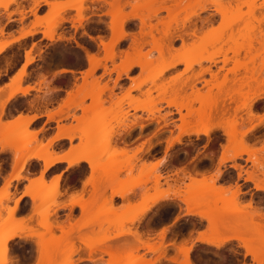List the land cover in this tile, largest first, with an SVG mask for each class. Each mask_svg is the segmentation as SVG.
I'll return each mask as SVG.
<instances>
[{"label": "rangeland", "instance_id": "obj_1", "mask_svg": "<svg viewBox=\"0 0 264 264\" xmlns=\"http://www.w3.org/2000/svg\"><path fill=\"white\" fill-rule=\"evenodd\" d=\"M16 1L17 0H0V8L7 10L8 6ZM32 1L34 21H32L31 25L32 30L37 35L30 42L36 54L43 53L44 49H51L53 53H57V58H60L62 61H71L78 68H83L86 63L85 58H88L83 47L90 55L96 54L98 57H103L105 51L103 45L100 43V39L104 42H108L111 38L112 33L109 24L112 17L107 14V10L109 9L108 2L112 0H82L80 3L78 0ZM123 1L125 0H121V2ZM128 1L132 6L130 4L123 6L121 9L122 14L139 13L144 16L146 23H150L152 26L155 25L157 29H150L148 26L140 29V19L139 21L136 18L130 19V21L128 20L125 28L126 32L134 33V36L138 40L144 39L148 42L138 51L130 48L131 44H133L132 39L120 40L118 42L119 44H117L114 49L116 53L115 59L113 61L102 59L101 65L96 67V70H94L92 74L86 76L85 81H83L84 77L80 80L75 79L73 87L69 91L70 93L68 92L69 94L64 98L67 100L62 105V107L65 108L62 113L74 119V124L68 126L69 133L77 132V130L85 132V147L87 148L89 146L87 154L93 158L96 167L95 174L90 170L89 178L91 177V179L87 180V184L84 183V191L86 187H89V189L87 198L81 196L83 202V217L81 222L73 226H66L62 223L53 224L51 222L48 200L52 195L47 198L43 195L48 191H52L55 187L58 191V179L56 178L54 184L50 188H46L44 178L38 177L34 180L35 182L33 181L34 183H32V187L30 188V190H32L30 193L42 194V197L38 199L39 201H34L33 213L37 216L38 228H28L21 220L13 223V210H10L15 207L10 208L3 203L4 199L9 196L10 185H4L0 193V233H13L17 229L27 228L29 231L26 232L25 235H31V230H38L36 231L38 244L35 243V245L38 260L41 264H60V262L65 259H74V254L81 245L88 250L90 258L99 261L95 264H107L109 260L114 264H125L127 261L132 263L135 262V264H145L146 261H142L147 259L148 261L153 259V262L155 261L154 259L159 261V258L162 262V260L166 258L169 259V257L182 260L183 256L181 253L168 247V245L171 246V243L175 241L167 239L166 229L163 239L168 247V251L165 250L166 253H161L159 250L152 252L150 250L145 251L144 249H138L136 251L130 245L128 247V242H133L135 244H139L140 242L135 240V236L133 237L132 234L130 235V233L126 232L129 229L132 231L137 229L142 235L141 240L157 244L160 240V234L155 231L160 226L163 227L167 224L172 218L176 221V217L179 216L181 219L176 221L175 224L177 226L185 227L186 229L190 228L191 230L202 229L201 234L203 238H213L215 241L225 236L233 235L234 231H232V229L234 230V228L239 229V231L241 229V236H245L248 240L243 242L237 239L229 240L227 247L229 248L228 254L230 257L235 258L242 255L245 259L246 257L243 255L245 249L242 248L241 245L244 243L248 244L249 248L251 247L253 251H256V245L259 243L260 239L264 237V223H262V221H264V216L261 215V204L264 203V190L255 188V185L258 184L264 186V155H262L259 150H249L247 151L248 154L246 152L244 153L242 160L238 157L235 158L237 161L236 168L232 170L239 174V170L243 169L246 174L243 190L239 194H236L237 192L235 193L234 191L233 193L226 192L222 187H218L217 189V187H213L210 183L203 185L194 181L195 183L192 182L193 184L191 185L190 181L194 176L189 173L179 176L176 172L173 177L169 175V173L164 174L160 167L156 168L155 171L150 170L153 162H147L146 159H154L156 155H159L160 152L150 157V152L154 151L156 143L159 144V147H157L158 150L163 149L164 155L162 160L172 166L173 164L184 161L190 149L197 150L196 146L199 140L203 138V134L197 136L183 134L180 137V142L172 143L170 146L167 145V140L171 138V136L174 137L179 133V125L185 128L201 127L203 129H207L213 125H222L213 131L212 143L219 147L220 145L218 142H222L231 153L233 150L240 148L236 141H234V138V140L231 138V143L228 141L226 134H223L222 128L228 125L225 128L226 131L228 127L230 130L229 132L232 130L235 131L237 123L235 124L233 120L240 122L246 120L245 118L247 117V112H245V110H242V112H240L241 110H235L236 106H240L243 100L245 101L248 97H251L254 90L260 89L264 94V30L261 29V22L264 21V11H262L260 7L264 4V0H243V3L237 0H181L179 4H176L173 0H164L162 5L170 6L171 11L167 12L165 9H161L156 15L151 14L148 8H157L160 5V1H150L148 8H140L144 3L143 0ZM49 2L51 3L50 8L42 14L44 10L39 8L40 4ZM219 2L222 3L224 7L226 6L225 10H228L227 12L224 11V18L228 19L230 21L229 23H231L228 27L222 25L221 20L223 16L215 11V4ZM65 3H68V5L77 4V6L62 8V6H65ZM200 4L208 5V9L198 11L197 7ZM236 7H239V10L238 8L236 9ZM65 9L70 10L69 12H64ZM196 9L198 14L194 15L193 13ZM10 14L11 12H9L8 15ZM78 14H80L82 20L79 19ZM53 15L57 17L48 20V18ZM68 19L71 21V27L66 29L61 23ZM214 20L215 25L212 23ZM182 22H184V24ZM167 23L170 24L169 32L175 37L173 38L172 49L169 50V53L166 49H163V55H161L158 50L153 48L154 43L151 39L152 37H150L149 34L142 35L141 33L142 31L148 32L150 29L154 38H160L162 36V30ZM54 24H56L55 29L53 28ZM234 24L238 25V27L234 28ZM129 25H131V27H128ZM193 28L197 31L196 37L190 33ZM65 29L67 32H64ZM140 30H142L141 33ZM207 32H211L212 37L216 38L218 42L212 45L210 44V47L207 45L208 49L206 48V52L220 51L222 55H225V57H228L230 60L223 64L221 61L223 56L219 54L215 57V63L202 61L200 64H193L190 69L181 73L177 78V74L182 72L186 66L184 62L178 63L174 67L166 70L161 77L154 82L151 81L152 77L158 69L161 68L165 60L175 57V55L178 57L182 54L185 56L190 55V51H188L186 47L184 48L183 45L197 41L199 36H205ZM86 33L87 35H85ZM175 33L183 38L182 40L180 39L179 44H177L175 40L177 38ZM49 34L52 37H50ZM67 37L71 40H68ZM55 39H58V41H55ZM49 40L52 42L48 43ZM183 41L186 44H183ZM76 45H79L78 49L75 48ZM121 45H123V47H121ZM74 51H83V58L74 57L69 60L65 57V52ZM125 52H128L129 60L139 61L145 64L144 66L148 71L141 70L142 68L138 65H133L128 73L129 78L123 79L124 75H122V77L117 80L116 86H114L112 90V99L110 98L111 96L108 90H104L100 97H98V88L102 87L105 83L109 87L114 84L117 75L116 72L111 69L116 65L121 66L126 61ZM48 58H50V56H48ZM234 62H237V64ZM238 62L242 65L244 64L245 67L238 65ZM88 63L90 69L92 67V62H89V59ZM103 64L106 65V68L103 67ZM207 66L210 67L212 72L218 73L216 78L218 82L222 80V74L226 72V68H235V75L227 73L229 77L227 81L229 82H225L231 85L229 84L230 87L228 88L226 83L225 87L231 90L232 84L237 80L232 86V90H235L234 86L236 90L238 87L239 94L237 91L231 90V96L238 99L237 101L229 103V100H226L229 106L226 103L224 107L221 105L222 102H217L216 100H220L219 98L223 99V94L217 87H212L210 90L211 93L207 91L205 80H211V76L207 72L203 74L202 80L197 81L194 87L191 86V79L194 75L201 67ZM131 77L134 78V81H131ZM41 79H43V77H41ZM244 79H246V81ZM243 81L247 82V85L243 83L244 85L242 86L241 83ZM133 82H142L140 87L142 91L146 88L152 89L151 98H147L141 91L136 89L131 90L130 94H127L126 88L134 84ZM82 84L83 87L81 86ZM15 85L16 81L13 78L8 93ZM222 85L224 86V83H222ZM239 85L241 88H239ZM223 86L221 87L222 89ZM192 91L194 94H192ZM233 92L237 93L233 94ZM197 94L199 98H196ZM129 96L134 97L129 99ZM168 99L180 101L185 104L186 108L184 107L178 112L174 107L167 106L166 100ZM197 99L200 100L198 101ZM98 100L103 101V105L100 107L94 106ZM210 101L214 102V104L217 102L218 105L214 107L219 108L220 106V108H215L217 111L215 109L212 111V103L210 104ZM131 102L136 103L138 106L153 105L155 107L154 109L159 108V110L153 111V109L152 112H146V110L141 108L132 110L130 108ZM65 103H69V106L67 107ZM85 106H89L90 109L85 108ZM82 107H84L85 110H82ZM225 107L228 108L226 109ZM72 108H74V111L71 114L70 110ZM223 108L226 109L227 112H224ZM221 109L225 113L223 114L226 121L225 119L218 120L219 116L222 115ZM77 111H81L82 114L77 115ZM126 111H128L127 114H125ZM181 115L184 117L183 120H181ZM74 116H76L77 119L76 117L74 118ZM212 117L217 119L213 120L214 118ZM231 121H233L234 124ZM247 122L248 121H246V123ZM138 123H143L144 125L146 123L145 126L143 125L144 127L141 126L143 128L138 132L139 135H142L146 131V134L139 138L143 139L141 147L145 149L149 148L146 158L139 157L135 150H132L128 145H124L125 143L121 142L122 140L128 141V139L135 134L134 128L138 127ZM249 123L252 124L251 121L248 122V124ZM232 124L235 127L232 126ZM9 127H12V129L8 130ZM25 130H27L26 133ZM130 133L131 135L127 137ZM105 139H109L111 143L110 146H103L102 149H100L101 152H98V149L95 147L97 142ZM260 139H264V131L257 127L254 130L253 140ZM0 142L11 144L15 150L22 147L24 148L19 152L18 165L14 169V173L16 174L18 173L20 157L23 153L27 151H41L43 155L47 153V145L43 143L44 146L42 147L41 142L43 141L41 139L38 140L36 135H31L28 124H25L23 121L14 122L13 125L7 127V131L5 132L0 130ZM32 143L36 144V150H28V147ZM163 144L164 147H161ZM176 144H179V146H176ZM194 166H196L194 167L196 171L200 169L204 172L206 170L205 168H201L199 163ZM21 172H19V174ZM157 174L161 175L159 179L156 178ZM201 174L202 173H200V175ZM188 175L193 178H189ZM248 175L252 177L250 176V179H247ZM185 179H187V184H185ZM41 180H43V183ZM249 184L250 187L248 186ZM129 185H131V187L134 186L133 189H140L138 200H126V203L122 207L116 206L114 204V197L117 196V193H119L118 195L124 193L122 195L127 197L128 192L126 191L129 189ZM182 189L184 192L183 196L180 195ZM222 189L225 190L223 191L224 193L219 191ZM108 190L110 194L105 195ZM166 195H172L174 198L179 197V200L187 201L185 203L186 209L184 215H182L181 212L179 214L175 213V204L170 201L165 202L161 199L162 197L160 196L164 197ZM156 197L160 198H158L151 207V209L155 207L152 213L149 214L150 209L145 212L142 216L143 218L137 222L128 220L140 214L142 209L146 206L152 205V201ZM17 205V202L14 203V206ZM235 206H238L239 210L236 211V215H233L231 211H234L233 208ZM2 209H7V215L5 217H2ZM220 210H230L231 213L225 211L228 216H220V219L217 218L216 220L212 217L208 218L209 214L215 215L221 213ZM197 212L202 214V217L199 215L201 220H206L207 225L205 227L203 221L192 218V215H198ZM140 221L142 222L140 223ZM182 221L185 223L183 226L178 224ZM209 225L210 230L213 232H209ZM175 229H177L176 226L174 227V230ZM145 231H149V238L146 235L148 233ZM118 232H124V234L118 236L117 238H121L117 239L113 244L111 243V245L114 247L118 246V248L108 245H106L105 251L102 250L103 246L99 247L101 248L100 250L97 248L104 239ZM76 242L80 245L77 246ZM120 242L123 244L125 242L127 243H125L124 247ZM25 244H28V252H31V243L27 241L18 240L15 247L19 251H23ZM186 246H191L189 254L191 259L202 261L209 257L222 258L220 255L221 250L217 249L214 244L205 245L200 243L197 244L196 242H186ZM122 247H128L126 248L127 251ZM116 249L117 251L119 249L120 252H117ZM108 250L113 254H107ZM157 255H160V257L165 255L166 258H160Z\"/></svg>", "mask_w": 264, "mask_h": 264}, {"label": "crops", "instance_id": "obj_2", "mask_svg": "<svg viewBox=\"0 0 264 264\" xmlns=\"http://www.w3.org/2000/svg\"><path fill=\"white\" fill-rule=\"evenodd\" d=\"M50 2L40 4L39 8H42L44 10L42 14H44L50 8V4H51ZM32 7H33L32 0H17L15 3H11L8 6L7 10H5L4 8H0V47L4 46L6 43L10 41H13V39L15 38H18L17 40L12 42L9 46H6L2 50H0V92H1L0 96L6 97L12 79L13 78L16 79L17 78L16 76L19 74V71L21 70L24 71V74H22L21 79L18 82L19 83L18 86L21 88H28V92L25 95L23 94L21 95V93H17V96L14 99H11L7 105L4 104L3 108L0 107V130L2 132H5L7 131V127L13 125L14 122H18L19 120H20L19 122H22L23 120H26L28 121L27 124L29 126L30 134L33 136L36 135L38 140L41 139L43 143L47 145V140L52 139V137L55 136L57 133L61 134L63 132H66L70 134L68 131L69 130L68 126L70 124H74V119L73 117L72 118L70 116L67 117L62 113V111L65 110V108L62 107V105L67 100L64 98L66 97V95H68V92L72 89L74 80L75 79L80 80L82 77H84V73L90 70L88 63L89 58H85L86 63L83 68H78L71 61H65V60L62 61L60 58H57L58 57V56L56 57L57 53H53V50L51 49L48 50L44 49L43 53L36 54L30 42L37 35L32 30V25H31L32 21H34L33 20L34 10H32ZM69 10L70 9H65L64 12H69ZM9 12H11L10 15H8ZM136 19H138L139 21V18ZM61 24H63V26H65L66 29L71 27L70 19H68L65 22H62ZM66 29L64 30V32H67ZM30 31H33L32 35L28 33ZM25 33L26 35L22 36ZM68 38L69 37H67V39ZM55 41H58V39H55ZM49 42L52 41L49 40L48 43ZM48 56H50V58H48ZM65 64L69 65L67 70L61 67L62 65ZM41 77H43V79H41ZM16 85H17V81H16ZM16 85L14 88L18 87ZM4 100L7 99H0V101H4ZM65 105L68 107L69 103H65ZM73 111L74 108L70 110V113L72 114ZM80 114H82V112L77 111V115ZM63 127H66V129L68 127L67 129L68 132ZM143 127H140L138 125V127L134 128L135 134H133V136L130 137L128 141H124V142L121 141V142L125 143V145H128L132 150H135L138 153L139 157L146 158L147 151H149V148L145 149L144 147L143 148L141 147L143 139L138 138L137 140L131 142V140L134 137L139 135L138 132ZM9 129H12V127H9L8 130ZM129 135H131V133L128 134L127 137H129ZM58 143L61 145L67 143L69 146H71L72 142L70 139H67V137H61ZM176 146H179V144H176ZM157 147H159L158 143L155 144L154 151L150 152V157L160 152L159 155H156L154 159H148V160L146 159L147 162L150 161L153 162V164L159 162L158 167H160L161 171L164 174L169 173V175H172L173 177L175 176L176 172L178 173L179 176L188 173L190 175L192 174L184 170L185 169L184 161L179 162L178 164H173V166L168 165L167 163L160 164V161L162 160L164 154H163V149L158 150ZM161 147H164V144L161 145ZM28 150H36V144L32 143L28 147ZM47 154L48 153H46L45 156H47ZM32 157H36V156H32ZM17 165H18V159L15 157L14 153L5 154L4 158L0 159V172H3V175L0 176V179H4L8 182V180L11 178L9 183L10 185L9 196L8 198H5L3 202L5 206L10 208L14 206L16 199H18L17 193H19L20 196H23L24 187H27L29 190L32 187V183L35 182L34 180H36L39 177L38 175L39 172L42 170V165L38 160L29 158L23 171L20 173L21 177L16 180L12 178L13 175L16 174L14 173L15 171L14 169L17 167ZM194 167L196 166L193 165V168ZM58 169L61 172L63 171V169H60V165L58 163L52 164L49 167L48 171L45 173V176L43 178L46 188H50L54 184L58 176V171H57ZM193 171L197 172L195 168L193 169ZM199 172L201 171L199 170ZM89 173L90 170L87 175L80 173L73 177H68L67 175L60 176V178L58 179V191L56 190L57 192L55 191L54 192L55 194L53 193L48 200V204L50 207L49 212L51 213L50 220L53 224L62 223L65 224L66 226L69 225L73 226L81 222L83 217V202L81 196L83 198H87L88 196L89 187H86L84 191V183L89 179ZM30 177L31 179H29ZM25 180H28L27 185H25L24 183ZM3 186H4L3 184H0V193ZM130 191L132 192H129L127 197L120 195L115 196L114 204L118 207H122L126 203V200H130V201L138 200L140 189L132 188V190ZM109 194L110 193L108 190L105 193V195H109ZM170 202H173V204H175L176 214L177 213L179 214L180 212L182 215L185 214V209H186L185 203L183 205V209H181V202H182L181 200L174 198L173 196V200ZM33 203L34 201L32 200L30 194L27 197H25L23 200H21L20 203H18V205L15 206V208H13V213H12L13 223L21 220L28 228H33V229L38 228L37 216L34 215L33 213L34 212ZM154 210L155 207H153L150 210L149 214L152 213ZM1 212H2V217H5L7 215V209H2ZM25 217H31V219L26 221ZM192 218L201 220V218L198 215H192ZM174 221H175L174 218H172L167 224H165L163 227L160 226L155 232L160 233L161 229L162 230L166 229L167 239L174 240L176 244L174 242L173 244L177 246L181 244V242L182 243L196 242L197 244L200 243L205 245H211L207 242H202L201 240H199L201 238L200 236H202L201 234L202 229H195V230H191L190 228L186 229L185 227L177 226L175 224L176 222L173 223ZM201 221H203L204 223L203 225L205 227L207 225L206 220H201ZM141 222L142 221H140V223ZM178 224L183 226L185 223L182 221L181 223ZM175 226L177 227V229L174 230ZM145 232L148 233L147 231ZM146 235L149 236V233ZM110 237H113V235ZM119 238H111V239L117 240ZM18 240L21 239L17 237L14 240L9 241V243L12 244V249H10L12 255L9 256V259L15 257L16 252L19 251L15 247V244L18 242ZM116 240H110L109 242L106 243L108 244L114 243ZM76 245L78 246L80 244L76 242ZM170 248L175 250V246H173L172 244ZM27 255L29 259L38 260V254H37L35 242L31 243V252H28ZM88 258H89L88 250H86L81 245V247L74 254V260L76 261V264H82V262H84V264H95L99 262L98 260L89 261ZM189 258L192 264H214V262L219 259L217 257L216 258L209 257L200 261V260L191 259L190 255ZM243 260L244 257L242 255L238 257V264H240V261ZM161 263L181 264L180 259L175 261V263L174 261H171L169 259H164L162 260Z\"/></svg>", "mask_w": 264, "mask_h": 264}, {"label": "bare ground", "instance_id": "obj_3", "mask_svg": "<svg viewBox=\"0 0 264 264\" xmlns=\"http://www.w3.org/2000/svg\"><path fill=\"white\" fill-rule=\"evenodd\" d=\"M82 0H78V2L80 3ZM144 1V3L140 6V8H148V6H149V3H150V1H152V0H143ZM153 1H160V5L157 7V8H153V9H149L148 8V10L150 11V13L151 14H154V15H156L157 14V12L158 11H160L161 9H165L167 12H170L171 11V7L170 6H164V5H162L163 4V2H164V0H153ZM176 4H179L180 2H181V0H173ZM237 1H240L241 3H243V0H237ZM77 3V2H76ZM78 4V3H77ZM77 4H74V5H68V4H65V6H62V8H64V7H76L77 6ZM108 4H109V9L107 10V14H109V15H111V17H112V19H111V21H110V24H109V27H110V29H111V38H110V40L108 41V42H104L102 39H100V43L103 45V48H104V51H105V53H104V55H103V57H98L96 54L95 55H91L92 56V59L91 60H89V62H92V67L90 68V70H88V71H86L85 73H84V79H83V81H85L86 80V76H88V75H90V74H92L93 72H94V70H96V67H98V66H100L101 64V60L103 59V60H110V61H113L114 59H115V57H116V53H115V51H114V49H115V46H117V44H119L118 42L120 41V40H122V39H120L122 36H124L127 32H126V30H125V28H126V23H127V21L128 20H130V19H135V18H139L140 19V24H141V28L140 29H142L143 27H145V26H148V28H150V29H152V28H155V29H157L156 28V26L154 25V26H152L150 23L148 24V23H146V21H145V18H144V16L143 15H140L139 13H130V14H122L121 13V9H122V7L123 6H125V5H127V4H130V2L128 1V0H125V1H123V2H121V0H112V1H110V2H108ZM131 5V4H130ZM217 5H219V7H217ZM132 6V5H131ZM228 7V6H227ZM198 11H204V10H206V9H208V5H199L198 7ZM238 8V10H239V7H236V9ZM252 8V7H251ZM61 9V8H60ZM226 9V6L224 7V5L222 4V3H217V4H215V11H217V13H219V14H221L222 16H223V18H222V21H223V23H222V25L224 26V27H228L231 23H229L230 21L228 20V19H226V18H224V15H225V12L224 11H228V10H225ZM117 10V11H116ZM198 11H197V9L194 11V15H197L198 14ZM80 13V12H79ZM78 16H79V19L80 20H82V17L80 16V14H78ZM148 16V15H147ZM57 16L56 15H53V16H50L49 18H48V20H52V19H54V18H56ZM208 19V18H207ZM79 20V21H80ZM206 20V19H205ZM63 21V20H62ZM206 21H208V20H206ZM164 22V21H163ZM209 22V21H208ZM160 23V22H159ZM165 23V22H164ZM183 24H184V22H182ZM148 24V25H147ZM162 24V23H161ZM56 24H54L53 25V28L55 29L56 28V26H55ZM58 25V24H57ZM177 25V24H176ZM82 26V25H81ZM123 26V27H122ZM169 26H170V24L169 23H167V24H165V27L163 28V30H162V36L159 38H154L153 37V35L151 34V31H150V29H149V31L148 32H144V31H142V30H140V33H141V31H142V35H148L149 34V36L150 37H152L151 39H152V41H153V43H154V46H153V48H155L156 50H158V52L161 54V55H163L162 53V51H163V49H166L167 50V52L169 53V50L170 49H172V41H173V38L175 37V36H173L172 35V33H170L169 32ZM52 27V26H51ZM197 31L196 30H194V28H193V30L190 32L191 33V35H193V36H195L196 37V35H194V33H196ZM30 35H32L33 34V31H30V32H28ZM180 34V33H179ZM26 35V33L25 34H23L22 36H25ZM175 35H176V33H175ZM21 36V37H22ZM49 36L50 37H52L50 34H49ZM61 36V35H60ZM177 37H179L181 40L183 39L180 35H176ZM18 38H15V39H13V41H10V42H8V43H6L4 46H2L1 48H0V50H2L4 47H6V46H9L12 42H14L15 40H17ZM132 43L133 44H131V47L130 48H132V49H134V50H141V48L144 46V44L145 43H147L148 41H146V40H144V39H142V40H138L134 35L132 36ZM156 39H158V40H156ZM215 42H218V40L216 39V38H214V37H212V34H211V32L209 33V32H207V34L205 35V36H199L198 37V40L197 41H195V42H192V43H190V44H187V45H183L185 42L183 41V46H184V48L186 47L187 48V50L188 51H190L189 52V54L190 55H187V56H185V55H180V57H178V56H176L175 55V57H171V58H169V59H167V60H165L164 61V63H163V65L161 66V68H159L158 69V71L154 74V76L152 77V79H151V81L152 82H154L156 79H158L159 77H161V75L166 71V70H168V69H170V68H172V67H174L176 64H178V63H182V62H184L185 64H186V66L184 67V69H183V71L182 72H180L179 74H177V78L181 75V73H183L184 71H186V70H188V69H190L191 67H192V65L193 64H200L202 61H209V62H211V63H215V57L216 56H218L219 54H221L220 53V51H209V52H206L207 51V45L209 46L210 44L212 45V44H214ZM186 44V43H185ZM210 45V46H211ZM209 46V47H210ZM81 47V46H80ZM82 48V47H81ZM207 48V49H206ZM83 49H84V51H86V53H87V55H88V57H89V55L90 54H88V52H87V50L83 47ZM205 52V53H204ZM128 52H125V59H126V61L120 66V65H116V66H114L113 67V69H111L112 71H115L116 72V79H115V81H114V84L112 85V86H108L106 83L102 86V87H100V88H98L99 89V91L97 92V93H99L98 94V97H100V95H101V93H103V91L104 90H108L109 91V95L111 96L112 94H113V88H114V86H116V82H117V80L122 76V75H124L125 77H128L129 78V70L131 69V67L133 66V65H138V66H140L142 69L141 70H147L148 71V69L147 68H145V64H143V63H141V62H139V61H134V60H129V57H128ZM222 55V54H221ZM223 56V58L221 59V61L223 62V64H225L228 60H230L228 57H225V55H222ZM235 64H237V62H234ZM239 64L238 65H242L240 62H238ZM91 64V63H90ZM242 66H244L245 67V65L243 64ZM103 67L104 68H106V65L105 64H103ZM223 67V66H222ZM222 67H221V69H222ZM205 72H207V73H209L210 74V76H211V80L210 81H206L205 80V86H207V91H209L210 93H211V88L212 87H217V89H219V91H221V93L223 94V99L222 98H219L220 100H216L217 102L218 101H220V102H222V104L221 105H223V107L225 106V104L227 103L226 102V100H229L228 102L230 103V102H235V101H237L238 99H235V97H232L231 95V93H232V91H239L238 90V87H237V90H236V88H235V86H234V89L235 90H232L233 89V85L236 83V81L232 84V86H231V90L230 89H228L229 87H230V85L227 83V82H229V81H227V80H229V77L227 76V73H231V74H234L235 75V72H236V70H235V68H233V67H229V68H226V72L224 73V74H222V80H220L219 82L216 80V78H217V75H218V73H214V72H212V70L210 69V67L209 66H207V67H201V69L194 75V77L191 79V81H192V87H194L195 86V83L197 82V81H200V80H202V77H203V74L205 73ZM22 74H24V71L23 70H21V71H19V74L15 77L16 79V81H17V85L16 86H18L19 85V81H20V79H21V76H22ZM233 75V76H234ZM228 77V78H227ZM244 77V76H243ZM131 79V81H134V78H130ZM246 79H247V77H246ZM246 79H244L245 81H246ZM234 80V79H233ZM242 80V79H241ZM97 81V80H96ZM225 81H227V82H225ZM134 83V82H133ZM222 83H224V86L222 85ZM227 83V87L228 88H226L225 87V84ZM247 85V82H242L241 84H242V86L244 85ZM83 84H84V82H83ZM83 84L81 85L82 87H83ZM240 84V83H239ZM240 84V85H241ZM141 85H142V82L141 83H134V84H132V85H130L128 88H126V93L127 94H130V91L131 90H134V89H136V90H138V91H141L142 93H143V95H145V96H147V98H151V92H152V89H150V88H146L144 91H142L141 90ZM220 85V86H219ZM223 86V89L221 88L222 86ZM229 85V86H228ZM239 85V86H240ZM218 86H219V88H218ZM225 87V88H224ZM222 90H221V89ZM239 88H241V86L239 87ZM154 90H156V89H154ZM192 90V89H191ZM195 90V89H194ZM198 90V89H197ZM196 90V91H197ZM230 90V91H229ZM28 92V88H21V87H16V88H13V90H11L7 95H6V97H1L0 96V99H8V97L9 96H11L12 97V99H14L16 96H17V93H21V95L23 94V95H25L26 93ZM193 92V91H192ZM198 92V91H197ZM196 92V93H197ZM200 92V91H199ZM237 92H233V94L234 93H237ZM196 93H195V95H196ZM69 94V93H68ZM192 94H194V92L192 93ZM238 94H239V92H238ZM263 93H262V91L260 90V89H257V90H254L253 92H252V95H251V97H248L247 98V100H243V102H241V105L240 106H236V109L235 110H241L240 112H242V110L244 111L245 110V112H247L246 111V109H245V104L248 102V101H250L253 97H260L261 95H262ZM108 95V96H109ZM194 95V96H195ZM242 95V94H241ZM109 96V97H110ZM199 95L197 94V96H196V98H199L198 97ZM209 96H212V95H209ZM134 96H129L128 98L130 99H132ZM222 97V96H221ZM111 99H112V96L110 97ZM211 98V97H210ZM227 98V99H226ZM234 98V99H233ZM244 98V97H243ZM98 99H102V98H98ZM218 99V98H217ZM245 99V98H244ZM196 100V99H195ZM198 100V99H197ZM200 100V99H199ZM198 100V101H199ZM207 100H209V99H207ZM240 100V99H239ZM217 102L214 104V102H212V101H210V104L212 103V105H211V107H212V111H214V109L216 108V107H214V106H216V105H218L217 104ZM166 104H167V106H172V107H174L178 112H180V110L182 109V108H186V106H185V104L184 103H182V102H180V101H176V100H171V99H168V100H166ZM210 104H209V106H210ZM103 105V101L102 100H98V101H96V103L94 104V106H98V107H100V106H102ZM227 105H228V103H227ZM229 106V105H228ZM0 107L1 108H3L4 107V104H0ZM81 107V106H80ZM210 107V108H211ZM85 108H89V106H85ZM85 108L84 107H82L81 109L82 110H85ZM132 110H136V109H139V108H141V109H143V110H146V112L147 111H149V112H152V110L155 108L153 105H144V106H138L136 103H133V102H131V107H130ZM219 108H220V106H219ZM219 108H216V109H219ZM226 109L228 108V107H225ZM90 109V108H89ZM88 109V110H89ZM215 109V110H216ZM226 109H224L223 108V110H224V112H227V110ZM155 110H159V108H156V109H154L153 111H155ZM234 110V111H235ZM217 111V110H216ZM220 111H222V109L220 110ZM237 111V112H238ZM223 111L221 112L222 113V115L221 116H219V118H218V120L220 119H225V121H226V118H224V113ZM239 112V113H240ZM128 113V111H126V113L125 114H127ZM212 113V112H211ZM224 113V114H223ZM235 114V113H234ZM237 115V114H236ZM247 117L245 118L246 120H242V121H240L239 122V124L240 125H243V123H246V121H248V122H250L251 120L249 119V114H248V112H247V115H246ZM216 117V116H215ZM222 117V118H221ZM75 118V117H74ZM212 118H214V117H212ZM211 118V119H212ZM76 119H77V117H76ZM164 119V118H163ZM184 119V117H183V115H181V120H183ZM215 119H217V118H214L213 120H215ZM234 119V118H233ZM242 119V118H241ZM149 120V119H148ZM151 120V119H150ZM165 120V119H164ZM163 120V121H164ZM217 120V121H218ZM20 121V120H19ZM21 121H22V119H21ZM210 121H212V120H210ZM230 121V120H229ZM234 122H235V124L237 123V121L236 120H233ZM233 121H231V122H233ZM244 121V122H243ZM23 122H25V124H27L28 123V121H26V120H23ZM157 122V121H156ZM234 122H233V124H234ZM247 122V123H248ZM99 123H101V122H99ZM183 123V122H182ZM259 122L257 121V124H258ZM139 124V126L141 127V126H143L144 124L143 123H138ZM232 124V126H234ZM249 125V127L251 128V126H252V124L251 123H249L248 124ZM133 126V125H132ZM132 126H131V128H132ZM220 126H222V125H220ZM228 126V125H227ZM227 126H225V128L227 127ZM179 127V129H180V131H179V133L177 134V135H175L174 137L173 136H171V138H169L168 140H167V145L168 146H170L172 143H175V142H180V137L184 134V135H195V136H197V135H199V134H203V131L205 130V129H203V128H201V127H198V128H189V127H187V128H185V127H183V126H178ZM235 127V126H234ZM62 128V127H61ZM63 128H65L66 129V127H63ZM225 128H222L223 129V134L225 135L226 134V137H227V139H228V141H229V137L230 138H234L235 139V131L234 130H232L231 132H229L230 130H229V127L227 128V131H226V129ZM259 128V127H258ZM67 129H68V127H67ZM67 129H66V131H67ZM221 129V130H222ZM225 129V130H224ZM128 130H129V128H128ZM27 132V130H25V133ZM68 132V131H67ZM60 134V133H59ZM61 135V137H67L68 136V133H66V132H63V133H61L60 134ZM233 139V140H234ZM123 141V140H122ZM234 141H236V140H234ZM124 142V141H123ZM110 141H109V139H105V140H102V141H100V142H97V144H96V148L98 149L97 151L98 152H101V150L100 149H102V147L103 146H106V147H109L110 146ZM125 145V144H124ZM89 147V146H88ZM86 148V150L88 151L89 150V148ZM125 148V147H124ZM24 148L22 147V148H18V149H16L15 151L16 152H20V151H22ZM122 149V148H121ZM94 151H96V150H94ZM124 151V150H123ZM138 151V150H137ZM247 151H249L248 149H245V148H243V147H241L240 146V148L239 149H236V150H233L232 151V155H233V157L234 158H239L240 157V153L241 152H243V153H247L248 154V152ZM255 152V151H254ZM254 152H253V154H254ZM40 155H43V153L41 152V151H27V152H25V153H23V155L20 157V165H19V167H18V173L16 174V175H13V178L14 177H16V180L17 179H19L20 177H21V175L19 174V172H21V171H23V169H24V167H25V165H26V161H28V159L29 158H31L32 156H40ZM255 155V154H254ZM158 164H159V162H156V164L154 163L152 166H151V169L150 170H153V171H155L156 170V168H158ZM194 169V168H193ZM200 170V169H199ZM201 172L200 173H202L201 174V177L203 176V172H202V170H200ZM194 172V171H193ZM197 172H199L198 170H197ZM196 172V173H197ZM199 173V174H200ZM249 176V177H248ZM247 176V179L248 178H250V176L251 175H248ZM161 177V175L160 174H157L156 175V178H160ZM252 177V176H251ZM12 178V179H13ZM42 178V177H41ZM189 178H193V177H191V176H189ZM195 178V177H194ZM191 179V185L193 184L192 182H194L195 181V179ZM11 179V178H10ZM10 179L8 180V182H7V185L9 186V183H10ZM193 180V181H192ZM41 182L43 183V180H41ZM195 183V182H194ZM256 184V183H255ZM132 185V184H131ZM131 185H129V189L126 191V192H132V191H130V190H132V188L134 187V186H132L131 187ZM260 184H258V185H255V188L256 189H262V190H264V186H259ZM56 186H57V183H56ZM211 186V185H210ZM131 188V189H130ZM219 188H221V187H219ZM223 188V187H222ZM218 189V188H217ZM55 190H56V187L52 190V191H48L47 193H43L44 195V197L45 198H47V197H49L50 195H52L54 192H55ZM29 191V194H30V196H31V198H32V200L33 201H35L36 202V200H38L39 198H41L42 197V194H40V193H38V194H34V193H30V192H32V190H28ZM219 191H225L224 189H222V190H219ZM125 192V193H126ZM235 192V191H234ZM224 193V192H223ZM233 193V192H232ZM236 193V192H235ZM119 193H117V195H118ZM122 194H124V193H121L120 194V196L122 195ZM236 194H239V193H236ZM123 196V195H122ZM232 196H234V195H232ZM160 197H163V196H160ZM160 197H156L153 201H152V205H148V206H146L144 209H142V211H141V213L140 214H138V215H136V216H133V217H131L130 219H128L129 221H131V222H134V221H139L141 218H143L142 216L145 214V212H147V211H149L150 209H151V207L153 206V204H154V202L155 201H157L158 200V198H160ZM236 197V196H235ZM234 200V199H233ZM39 201V200H38ZM182 201V200H181ZM17 202V201H16ZM15 202V203H16ZM166 202V201H165ZM173 203V202H172ZM34 204V203H33ZM250 204V203H249ZM250 206V205H249ZM13 207H15V206H13ZM12 207V208H13ZM13 209H11L10 211H12ZM233 210L234 211H231L232 213H233V215H236L235 213H236V211L237 210H239V208H238V206H235L234 208H233ZM221 211V210H220ZM228 213V211L230 212V210H222L221 211V213H218V214H221V215H218V214H215V215H208L209 217L208 218H214L215 220L217 219V218H219L220 216L221 217H224V216H228V214L226 213V212ZM230 212V213H231ZM197 214H198V216L200 215H202L200 212H197ZM230 215H232V214H230ZM11 216V215H10ZM203 216H205V215H203ZM207 216V215H206ZM202 217V216H201ZM206 218V217H205ZM227 218V217H226ZM213 219V220H214ZM220 219V218H219ZM215 220H214V223H215ZM222 220V219H221ZM212 223V222H211ZM58 227V226H57ZM210 227V225L208 226V228ZM214 227V226H213ZM212 229V228H211ZM227 229V228H226ZM210 231H212V230H210V228H209V232ZM229 231V230H228ZM232 231H234V234L233 235H230L231 237H235L237 240H240V241H247L248 239H246V237L245 236H241V233L242 232H240L241 231V229H240V231H239V229H235L234 228V230L232 229ZM147 232H149V231H147ZM213 232V231H212ZM237 232V233H236ZM126 233H130V235L132 234L133 235V237L135 236V240H137L138 242H140L139 244H135V243H127V242H125V243H127V245H128V247H129V245L133 248V249H135L136 251L138 250V249H144L145 251H156V250H159L161 253H166V251H168L167 250V245L165 244V242H164V233H165V230H161V232L159 233L160 234V240H159V242L156 244V243H150V242H146V241H144V240H141V234L137 231V229L136 230H134V231H132V230H128ZM122 234H124V232H118V233H116L115 235H113V237H108V238H106V239H104L100 244H99V246L97 247V248H99V247H101V246H103V251H105V247H107L106 245H108V246H110V247H112L113 245H111V243L110 244H106V242L108 241H110V240H116V239H111V238H117L118 236H120V235H122ZM237 234V235H236ZM12 235V233H0V239H8L10 236ZM159 236V235H158ZM149 237V236H148ZM201 238L199 239V240H201L202 242H206V241H208V240H213V241H215L213 238H205V239H203V237L202 236H200ZM227 237H229V236H225L224 238H227ZM224 238H222V239H224ZM10 241V240H9ZM121 243V242H120ZM125 243L123 244V243H121V244H123L124 245V247H125ZM175 243V242H174ZM113 244V243H112ZM173 246H175V250L177 251V252H179V253H181V255L183 256V259L182 260H180V263L181 264H192L191 263V261H190V258H189V253H190V250H191V247L190 246H186V242H181V244H179L178 246L177 245H175V244H173V243H171ZM245 244V243H244ZM105 245V246H104ZM114 247V246H113ZM124 247H122V248H124ZM128 247H126V248H128ZM168 247H170L169 245H168ZM114 248H118V246H116V247H114ZM126 248H124L125 249V251H127V249ZM174 248V247H173ZM101 248H99V250H100ZM106 249H108V248H106ZM124 249H121V250H124ZM250 249H251V247L249 248V251H250ZM166 250V251H165ZM116 251H117V249H116ZM159 251H157V252H159ZM251 251H253V249H251ZM107 252V251H106ZM117 252H120L119 251V249H118V251ZM111 253V254H110ZM160 253V254H161ZM107 254H110V255H112L113 253L110 251L109 252V250H108V252H107ZM145 254V253H144ZM118 255H120V254H118ZM157 256H159L160 257V255H157ZM162 257H164V258H166L165 257V255H163V256H161L160 258H162ZM174 257V256H173ZM155 258H158V257H155ZM91 260V261H93L94 259L93 258H88V260ZM96 259V258H95ZM167 259V258H166ZM169 259L171 260V261H174V263H175V261H177V259L174 257V258H172V257H169ZM89 260V261H90ZM152 260L153 259H151V260H149L148 261V259L147 260H143L142 262H144V261H146V263L145 264H160L161 263V259H159L158 258V260L159 261H156L157 259H154L155 261H153L152 262ZM157 262H160V263H157ZM60 264H76V261L74 260V259H65V260H63L62 262H60ZM107 264H114L111 260H109L108 262H107ZM116 264V263H115ZM125 264H135V262H125ZM136 264H140V263H136ZM162 264V263H161Z\"/></svg>", "mask_w": 264, "mask_h": 264}, {"label": "snow or ice", "instance_id": "obj_4", "mask_svg": "<svg viewBox=\"0 0 264 264\" xmlns=\"http://www.w3.org/2000/svg\"><path fill=\"white\" fill-rule=\"evenodd\" d=\"M219 7V5H217ZM261 10L264 11V4L261 6ZM213 25H215V20L212 21ZM221 23L223 21L221 20ZM123 27V26H122ZM128 27H131L129 25ZM233 27H238V25H233ZM261 29L264 30V21L261 22ZM87 35V33L85 34ZM134 33H126L120 39L128 40L131 39ZM196 35V33H194ZM177 44H179V40H177ZM123 47V45H121ZM75 48H79V45H76ZM65 57L69 60L74 57L83 58V51H74V52H65ZM89 60L92 59V56L89 55ZM62 68L67 70L69 67L68 64L62 65ZM12 99L11 96L8 97L7 100L0 101V104L7 105L8 102ZM245 109L249 114V119L252 122L251 128L248 123H244L240 125L237 122V126L235 128V140L236 143L248 150H259V152L264 155V139L253 140L254 130L259 127L262 131H264V94L260 97H253L250 101L245 104ZM257 121L259 122L257 124ZM219 125H213L203 131V137L199 140L197 144V150H189V154L184 159L185 171L192 173L195 177V182H199L203 185L211 184L213 187H223L226 192H237L240 193L243 190L244 182H245V172L243 169L239 170V174L236 171L232 170L236 168V159L233 157L232 153L227 150L226 146L223 145L222 142L219 143V147L212 143V133L216 128H219ZM60 134L57 133L52 139L47 140V156L40 155L36 157H31V159L38 160L42 165V170L39 172V177H44L45 173L48 171L49 167L52 164H59L60 169H63L61 172L59 169L57 179L60 176L67 175L68 177H73L77 174L83 173L87 175L89 170L95 174L96 167L93 158L87 154L86 150V139L85 132L77 130V132L70 133L67 136V139L71 140V146L67 143L63 145L59 144ZM229 142L231 143V138L229 137ZM41 146L43 147V142H41ZM14 153L16 158L19 159V153L15 151L13 146L9 143L0 142V159L4 158L5 154ZM244 153H240V159L242 160ZM202 161V163H201ZM27 162V161H26ZM210 162V163H209ZM165 161L161 160L160 164H164ZM200 164L201 168H205L206 170L203 172V176L199 173L193 172V165ZM6 170V169H5ZM3 175V172H0V176ZM13 179H16L14 177ZM31 179V177L29 178ZM91 179V177L89 178ZM250 179V178H249ZM25 185L28 184V180L24 181ZM87 184L88 181H85ZM0 184L5 186L7 185V181L4 179H0ZM185 184H187V179H185ZM250 187V184L248 185ZM183 189L181 190V196H183ZM29 195V191L27 187H24V194L20 196L17 193V203H20L25 197ZM164 201H172V195H166L161 198ZM179 199V197H177ZM187 201L181 202V209H183L184 203ZM261 215L264 216V203L261 204ZM31 217H25V220H30ZM181 218L176 217V221H179ZM174 221L173 223H175ZM264 223V221H262ZM29 230L27 228L17 229L12 233V235L8 239H0V264H41L39 260L29 259L28 258V244L24 245L23 251H17L16 256L9 259V256L12 255L10 249H12V244L9 243V240H14L19 237L21 240L28 241L29 243H37L36 231L31 230V235H25ZM235 237H227L224 239H219L216 241L208 240L207 243L214 244L217 249H220L221 259H218L214 262V264H237L238 257H230L229 256V248L227 247L229 240H235ZM242 248L245 249L243 255L246 257L243 261H240V264H264V237H262L259 243L256 245V251H248L249 245L242 244ZM84 264V262H82Z\"/></svg>", "mask_w": 264, "mask_h": 264}, {"label": "flooded vegetation", "instance_id": "obj_5", "mask_svg": "<svg viewBox=\"0 0 264 264\" xmlns=\"http://www.w3.org/2000/svg\"><path fill=\"white\" fill-rule=\"evenodd\" d=\"M130 33V32H129ZM135 35V34H134ZM177 37V36H176ZM176 41L177 40H179L180 41V38L179 37H177L176 39H175ZM126 78H128V77H123V79H126ZM156 127V126H155ZM146 134V132L145 133H143L142 135H138V136H136V137H134L132 140H131V142H133V141H135V140H137L138 138H140V137H142V136H144Z\"/></svg>", "mask_w": 264, "mask_h": 264}]
</instances>
